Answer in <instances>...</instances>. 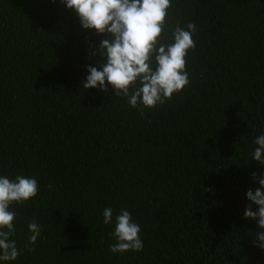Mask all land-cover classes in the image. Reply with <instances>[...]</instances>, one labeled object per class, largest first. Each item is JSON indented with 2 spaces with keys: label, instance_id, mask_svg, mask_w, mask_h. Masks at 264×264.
Returning <instances> with one entry per match:
<instances>
[{
  "label": "trees",
  "instance_id": "16d2710c",
  "mask_svg": "<svg viewBox=\"0 0 264 264\" xmlns=\"http://www.w3.org/2000/svg\"><path fill=\"white\" fill-rule=\"evenodd\" d=\"M189 22L190 83L142 109L111 85L82 89L107 33L61 0H0V175L39 184L10 205L21 251L0 264H264V229L244 218L251 174L264 176L250 155L264 134V0H171L162 42ZM121 209L142 251H110Z\"/></svg>",
  "mask_w": 264,
  "mask_h": 264
},
{
  "label": "clouds",
  "instance_id": "9594fccd",
  "mask_svg": "<svg viewBox=\"0 0 264 264\" xmlns=\"http://www.w3.org/2000/svg\"><path fill=\"white\" fill-rule=\"evenodd\" d=\"M61 3L77 14L82 28L94 29L100 35L107 33L98 50L89 53L90 57H99L98 67L87 66L88 75L82 81V89L96 88L107 93L111 85L115 95L127 98L130 106L151 109L190 83L186 57L195 48L192 37L197 27L192 22L184 27L177 23L171 32V42H162L171 0H61ZM253 143L251 158L264 165V134L257 136ZM251 175L260 187L247 191L246 197L251 203L244 211V218L258 220V228L264 229V176L256 172ZM38 191L39 184L34 177L17 175L10 180L0 175V262L15 261L21 251L12 239L16 214L9 210L10 205L26 202L37 196ZM253 204L258 206L257 211L252 210ZM103 223H113L111 207L103 210ZM27 227L29 236L25 248L34 251L30 245L37 242L42 227L35 220ZM140 231L130 212L121 209L110 233L116 240L109 245L110 251L113 254L142 251ZM253 242L264 250V232H256Z\"/></svg>",
  "mask_w": 264,
  "mask_h": 264
}]
</instances>
